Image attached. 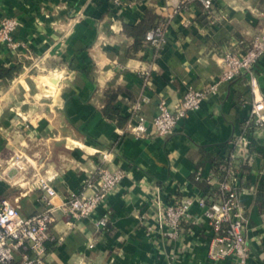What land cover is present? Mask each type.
Instances as JSON below:
<instances>
[{"label": "crops", "instance_id": "obj_1", "mask_svg": "<svg viewBox=\"0 0 264 264\" xmlns=\"http://www.w3.org/2000/svg\"><path fill=\"white\" fill-rule=\"evenodd\" d=\"M121 1L117 6L110 0H0V22L18 20L15 38L24 44L14 53L0 43V71L21 68L13 78H0V98L14 97L12 104H7L8 96L0 102V140L5 144L0 160L9 158L11 147L31 145L39 171L54 178L56 206L99 191L102 180L96 174L104 151L113 150L111 171L126 172L89 217L76 220L57 209L46 244L49 264H235L230 258L211 259L208 223L197 220L202 215L197 204L195 219L176 237L161 226L158 209L174 196L207 194L218 182L216 163L239 153L231 142L242 133L254 99L247 76L221 84L169 137L157 135L153 120L162 100L173 106L188 87L203 89L216 82L226 52L251 48L255 36L264 33V0H216L211 15L199 3L175 13L173 0ZM161 22L167 44L157 56L140 26ZM33 70L60 76L57 115L36 120L29 140L21 133L9 139L4 133L23 129L12 111L18 92L42 90L35 75H23ZM254 72L264 97V56ZM110 89L121 90L116 108L128 120L124 128L103 114ZM136 105L148 124L144 138L126 133ZM248 144L253 160L232 161L242 176L248 264H264V127L254 130ZM89 181L97 188H89ZM42 196L0 182V201L19 206L23 215L44 211ZM104 216L108 224L99 227Z\"/></svg>", "mask_w": 264, "mask_h": 264}, {"label": "built area", "instance_id": "obj_2", "mask_svg": "<svg viewBox=\"0 0 264 264\" xmlns=\"http://www.w3.org/2000/svg\"><path fill=\"white\" fill-rule=\"evenodd\" d=\"M110 2L117 6L122 4L121 0H110ZM215 2L216 0H184L178 3L173 0L175 13L181 11L187 4L199 3L210 15L215 11ZM185 26H189V23ZM19 27L20 22L13 18H5L0 22V43L5 44L14 53L24 45L15 38ZM145 41L156 51L157 56H160L167 44L164 23L161 22L149 30ZM263 56L264 33L255 36L251 48L245 53L228 51L221 56V71L213 84L203 89L188 87L173 106L162 100L158 106L157 116L153 120L157 135L169 137L191 112L200 109L204 100L217 93L221 84L232 83L247 76L254 99L249 116L243 122L242 133L231 142L239 153L222 156L216 163L214 177L218 182L207 194L199 198L188 195L174 196L171 204L158 209L161 226L168 229V235L176 237L195 219L192 209L197 204L202 212L197 220L208 223V231L211 235V259L230 258L235 264H248L251 254L244 235L248 225V215L241 198L242 176L234 170L232 160L242 158L247 163L253 160L248 137L255 129L264 127V97L259 92V84L254 72V67ZM142 74L148 81V72L144 71ZM126 133L138 138L148 135V124L140 112L139 105L133 109ZM101 155L103 164L96 178L102 180V185L93 195L67 200L56 206L53 204V199L58 196V192L53 184L54 178L44 177L39 173L32 190L43 192L42 199L47 206L44 211L26 216L21 213L19 206L9 201H0V264H49L46 258V244L52 238L51 224L57 209L76 220L87 218L126 177V172L111 171L108 168V164L113 161V150L104 151ZM87 186L97 188L96 183L92 181H89ZM155 202L159 203L160 200L156 198ZM108 221L109 218L104 216L98 222V226L105 227ZM89 247L94 248V244H90Z\"/></svg>", "mask_w": 264, "mask_h": 264}, {"label": "rangeland", "instance_id": "obj_3", "mask_svg": "<svg viewBox=\"0 0 264 264\" xmlns=\"http://www.w3.org/2000/svg\"><path fill=\"white\" fill-rule=\"evenodd\" d=\"M26 74H28V76L35 75L37 78V84L42 88V90L38 92H18V95L21 94V97L15 105H12V111L15 115L14 119L16 120V122H21L22 125L20 126H22L23 129L19 130L13 127L8 131V133H4L3 136L9 139H11L13 135L15 136V134L21 133L20 135L24 139L29 140V136L33 131V124L36 120H38L39 118L54 120L57 115L59 102L56 98V91L58 89L57 85L60 84V76L57 75L56 72L43 70L28 71L23 75ZM23 75L21 77H23ZM21 77L19 79H21ZM46 80L47 84L45 83ZM45 89L52 92H47L45 91ZM4 96L8 95L4 94L0 98L1 103H3L4 101ZM6 100L8 102L7 104H12V102L14 101V97L8 96L6 97ZM9 139H6V142H10ZM4 145V142H1L0 140V150H3V148L5 147ZM7 147L11 146H8L7 144ZM31 149V145H24L23 148L19 145L18 148L11 147L7 150V152H10L8 156L9 158L0 160V182H7L12 186H21L22 188H26L27 191H32L34 182L39 177V173H41L40 175L47 177L46 172L39 171L40 167H38L35 159L30 155ZM31 168L34 169V172H32Z\"/></svg>", "mask_w": 264, "mask_h": 264}, {"label": "trees", "instance_id": "obj_4", "mask_svg": "<svg viewBox=\"0 0 264 264\" xmlns=\"http://www.w3.org/2000/svg\"><path fill=\"white\" fill-rule=\"evenodd\" d=\"M159 24V23H158ZM158 24H151V25H143L140 26V32L146 36V33L155 28ZM139 35V36H140ZM21 71V68H9V69H1L0 71V78H13L16 74H19ZM121 90L117 89H110L106 92V99H105V105L103 108V114L104 116L112 121L115 122L120 128H124L128 122V120L121 116V112L118 108H116V103L118 101V97ZM234 166V165H233ZM262 192H264V186L260 189Z\"/></svg>", "mask_w": 264, "mask_h": 264}]
</instances>
